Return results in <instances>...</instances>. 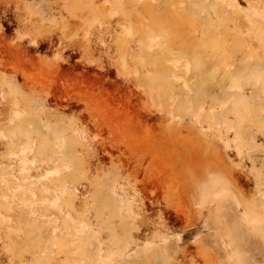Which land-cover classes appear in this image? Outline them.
<instances>
[{"label": "rangeland", "instance_id": "1", "mask_svg": "<svg viewBox=\"0 0 264 264\" xmlns=\"http://www.w3.org/2000/svg\"><path fill=\"white\" fill-rule=\"evenodd\" d=\"M0 61V264H264V0H0Z\"/></svg>", "mask_w": 264, "mask_h": 264}, {"label": "bare ground", "instance_id": "2", "mask_svg": "<svg viewBox=\"0 0 264 264\" xmlns=\"http://www.w3.org/2000/svg\"><path fill=\"white\" fill-rule=\"evenodd\" d=\"M102 9V8H101ZM101 9L99 8V11H97V13H99L100 11H101ZM104 9V12H106V10H105V8H103ZM96 11H95V14H97L96 13ZM103 11V10H102ZM92 12V11H91ZM100 14V13H99ZM99 14L97 15L98 17H100L99 16ZM102 14V13H101ZM112 14H113V12H112ZM105 15V14H104ZM101 19V18H100ZM122 20V19H121ZM121 20H118V21H121ZM82 21V20H81ZM100 21V20H99ZM98 21V22H99ZM102 22H103V19L101 20ZM100 21V22H101ZM84 23H85V21H83ZM83 22H81V23H83ZM84 23H83V25H84ZM104 23H105V21H104ZM118 23V22H117ZM121 23V22H120ZM86 24V23H85ZM103 24V23H102ZM124 24V23H123ZM104 25V24H103ZM102 25V26H103ZM106 25V24H105ZM122 25V24H121ZM130 25H131V23L129 24V25H127V26H129V30H128V28H127V26H123V27H121V29H120V34H125V35H130L131 37H133L132 35L133 34H131V32H130V34L129 33H127V32H129L130 31ZM133 25V24H132ZM119 26V25H118ZM107 28V27H106ZM105 28V29H106ZM101 29H104V26H103V28H101ZM119 29V28H118ZM131 30H132V28H131ZM134 30V29H133ZM133 30H132V32H133ZM86 31L88 32V30H87V28H86ZM35 46H37V47H42V44H39V43H35ZM44 46V45H43ZM8 50H10L9 48H8ZM11 51V50H10ZM9 54H12L13 55V51L12 52H10ZM73 57L71 56V55H68V56H65L64 58H63V62H65L66 64H68L69 66L70 65H72V63H71V59H72ZM3 65H5L4 63H2L1 61H0V66L1 67H3L4 68V66ZM58 66H61L60 64H58ZM72 67V69L71 70H77V65L76 66H71ZM0 73H1V75L3 76V79H4V81L9 85V91H14L15 93L16 92H18V90L21 88V89H23V88H30V82H29V77H25L24 78V80H23V84H22V86H20V87H17V85L15 84L16 82L14 81H12V80H10V78H18L17 77V72H8V71H6L5 69H1L0 70ZM83 76H84V73H83ZM8 80H10L11 82H8ZM51 95H53V96H55L54 95V93H51ZM67 108L68 107H70V104H68L67 106H66ZM10 113V111H8L7 109H2V110H0V115L1 116H4V117H7V115ZM3 119H5V118H3ZM9 124V125H8ZM24 124H26L27 125V127H26V129H24V128H22V126L21 125H18L15 121H12V120H4V123H3V129H2V132L3 133H5V131L7 130L10 134V137H11V139H10V143H11V146L14 148V149H16L19 145H23V143L25 142V141H27V139H28V137L29 136H31V135H33V134H35V133H37L36 132V127H35V125H34V123H33V121L32 120H28V121H25L24 122ZM59 137H63V136H59ZM32 151H34L33 152V157L35 158V159H41L42 157H44V155H43V151H42V149L41 148H39V149H34V150H32ZM31 151V152H32ZM35 161H37V160H35Z\"/></svg>", "mask_w": 264, "mask_h": 264}]
</instances>
